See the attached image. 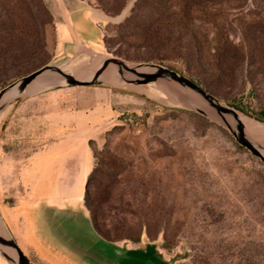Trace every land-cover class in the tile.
I'll use <instances>...</instances> for the list:
<instances>
[{
    "label": "rangeland",
    "instance_id": "obj_1",
    "mask_svg": "<svg viewBox=\"0 0 264 264\" xmlns=\"http://www.w3.org/2000/svg\"><path fill=\"white\" fill-rule=\"evenodd\" d=\"M166 1L153 15L136 11L144 24L127 32L119 25L136 0L118 14L73 0L59 33L33 3L40 41L17 48L14 64L0 62V91L41 66L89 62L86 48L74 53L83 43L195 77L264 125L240 108H264V46L253 41L264 38V0ZM27 3L0 0L17 46L24 31L37 32ZM158 86H62L4 110L0 212L32 264H264V162L213 113L165 103ZM87 198L113 243L95 231Z\"/></svg>",
    "mask_w": 264,
    "mask_h": 264
},
{
    "label": "water",
    "instance_id": "obj_2",
    "mask_svg": "<svg viewBox=\"0 0 264 264\" xmlns=\"http://www.w3.org/2000/svg\"><path fill=\"white\" fill-rule=\"evenodd\" d=\"M79 48L82 47L79 46ZM79 48L76 50L75 54L78 53V51L80 50ZM89 51L94 53L95 55H100L104 57L102 53L95 52L92 50ZM116 68L122 70L127 75L128 81L134 85L150 86L155 85L158 82H166L172 88V91L182 92L181 90H184L187 93H193V95H196L198 98H200V100L204 102L208 110H210L207 111L201 108L200 106H193L192 108H194L195 111L207 116L213 113L230 130V132L240 145L244 146L254 156L258 157L261 161L264 162V146L258 144L255 140H252L248 136L244 129V126L236 115V112L238 110L221 101L188 77L183 76L179 72L160 64H136L130 63L119 58L104 57V61L101 64V67L98 72L88 79L77 78L58 66L48 64L32 71L31 73L17 79L8 86L4 87L0 91V110L2 108L6 109L8 106L18 101L22 97L39 94L62 86H92L103 83H110L108 82V79L111 75L112 70ZM143 68H154L155 71L142 72ZM44 75H51L56 78H59L61 82L59 84L43 89L37 93H25L28 85L34 82L37 78ZM170 82L175 83L182 89L180 88V90L177 86L175 87L174 85H170ZM10 92H13L15 95L10 98L9 101L6 102V105H3L5 96ZM179 96L186 101L192 100L190 95L185 96L184 94H182ZM0 256L6 261L7 264H32V262L22 251L14 237L7 231L3 222L1 212Z\"/></svg>",
    "mask_w": 264,
    "mask_h": 264
},
{
    "label": "trees",
    "instance_id": "obj_3",
    "mask_svg": "<svg viewBox=\"0 0 264 264\" xmlns=\"http://www.w3.org/2000/svg\"><path fill=\"white\" fill-rule=\"evenodd\" d=\"M99 7L105 11L106 13H112V14H118L120 13L123 8L127 5V3L130 0H97ZM27 6L29 8V10L31 11V14H33V24H35V29H37V32L35 30V35H29L28 32H25V35H23V38H20L21 43L19 42L18 46L15 44V42L13 41L12 37V32L14 31V29H12L11 25V20H9L8 18V25L6 27V25L3 22H0V62L2 63L1 65H8V64H14V62H16V51L17 48L18 50L26 47L28 45L29 42V38L33 36V40L36 42L40 41V37L41 35L38 32V26L40 27L42 25V23L39 21V16L37 14V12L42 11L44 13V15H46V17L50 20L53 19V15L50 11V9L48 8L45 0H27ZM167 3L168 2L166 0H136L135 5L133 6V11L132 13L125 18L124 21H122L120 23V28L122 29L123 32H127L130 29L134 28L135 26L137 27L138 25H143L144 21L141 19L143 16L149 14H155V10L158 7L159 3ZM33 3L35 4L36 10L37 12H34L35 10L32 8L33 7ZM173 6V5H172ZM161 5L158 7L160 8ZM146 8H150L151 10L148 11L147 10V14L146 13H140V16L135 15L136 11L138 12H145ZM145 14V15H144ZM135 18H139L137 19V21L135 20ZM35 20V21H34ZM48 23H50L48 21ZM27 27V25H26ZM27 30V29H26ZM263 35H264V31H262ZM39 39V41H38ZM105 39V36H104ZM253 41L258 44L259 47L264 46V38L260 35H254L253 36ZM224 49H227L226 47H224ZM261 49V48H260ZM259 49L260 53L261 50ZM258 53V50H257ZM163 65V64H162ZM42 67V66H41ZM168 68L175 70L174 68L167 66ZM40 68V67H39ZM38 69V68H37ZM177 71V70H175ZM178 72V71H177ZM183 76H185L184 74H182ZM189 79H191L192 81H194L195 83H197L198 85H200L202 88H204L206 91H208L209 93H211V91L209 90L208 85L201 81V80H197L195 77H188ZM212 94V93H211ZM213 95V94H212ZM244 112L248 113L249 115L253 116L254 118H256L257 120L264 122V108L260 109L259 111H255L254 113H251L249 111H247L246 109H244L243 107H240ZM179 111H183V112H188L184 109H178ZM240 148L245 149L244 147H242L241 145H238ZM85 206L86 209L88 211L91 223L95 229V231L98 233V235L103 238L104 240L113 243V239H111L110 234L108 231H105L102 228V225L100 223V219L98 217L97 214V209L95 207V205L93 204V202H91L88 198L85 200ZM136 243L139 242L135 241Z\"/></svg>",
    "mask_w": 264,
    "mask_h": 264
},
{
    "label": "bare ground",
    "instance_id": "obj_4",
    "mask_svg": "<svg viewBox=\"0 0 264 264\" xmlns=\"http://www.w3.org/2000/svg\"><path fill=\"white\" fill-rule=\"evenodd\" d=\"M83 48V47H82ZM88 60V59H87ZM84 61V60H83ZM89 61V60H88ZM104 61V57L100 55H93L91 60L89 62H84L78 67L75 68H69L67 66H58L63 70H66L68 73L74 75L77 78L80 79H88L92 75L98 72V70L101 67V64ZM155 71L154 68H143L142 72H152ZM61 81L59 78H56L51 75H44L39 78H37L34 82H32L28 87L26 88L25 93L27 94H32V93H37L43 89H46L48 87H51L53 85L59 84ZM108 82L111 84H121V85H126V86H134L136 89H141L140 86L131 84L128 81L127 75L120 69H113L111 72V75L108 79ZM159 86L157 89L163 91L164 93L166 92L167 96H162L163 101L168 104H174V105H184L188 107H193V106H200L201 108L208 110V108L205 106L204 102L200 100L196 95H190L191 101L190 100H184L182 99L179 95H182L183 92L177 91L176 94L170 95L172 93V88L169 86V84L164 83V82H158ZM169 93V94H168ZM15 94L13 92L8 93L3 101V105H6V102L10 100ZM169 95V96H168ZM3 107V106H2ZM207 108V109H206ZM5 108H2L0 110V117L3 114ZM212 114V113H211ZM236 115L240 119L242 125L244 126V129L248 136L252 139L255 140L258 144L264 146V125L255 121L254 119L244 115L243 113L237 111Z\"/></svg>",
    "mask_w": 264,
    "mask_h": 264
},
{
    "label": "crops",
    "instance_id": "obj_5",
    "mask_svg": "<svg viewBox=\"0 0 264 264\" xmlns=\"http://www.w3.org/2000/svg\"><path fill=\"white\" fill-rule=\"evenodd\" d=\"M45 1H46V4H47L48 8L50 9L53 17H54V20H55V23H56L57 33H59V28L60 27H65V26L68 25L66 17L69 15L70 12L67 11V10L65 11V4L67 3L68 5H72L73 0H45ZM90 9L92 10L93 13L96 12V14L101 19L104 18L102 13L98 9H93V8H90ZM60 14H62V18L61 19H60ZM79 46L91 50L85 44L80 43V44H78L75 47L74 53L79 48Z\"/></svg>",
    "mask_w": 264,
    "mask_h": 264
}]
</instances>
